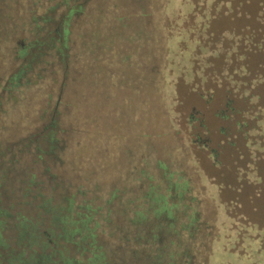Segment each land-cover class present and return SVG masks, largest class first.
Returning <instances> with one entry per match:
<instances>
[{
    "label": "rangeland",
    "instance_id": "374dc122",
    "mask_svg": "<svg viewBox=\"0 0 264 264\" xmlns=\"http://www.w3.org/2000/svg\"><path fill=\"white\" fill-rule=\"evenodd\" d=\"M106 1L117 8L108 15L125 18L121 24L111 17L87 20L95 29L87 24L84 29L96 31L87 34L84 54L74 63L80 79L74 83L78 96L69 112L83 117V128L80 145L69 148V171L65 168L89 192L93 189L103 262L264 264V188L256 191L241 180L251 179L255 166L264 171V60L254 52L245 58V70L217 75L211 68L219 69L221 60L210 58L194 41L221 31L226 41L238 39L234 33L244 38L253 15L264 13V0H244L236 14L215 17L212 35L203 32L199 17L191 20L190 13L180 11L182 0ZM197 1L203 9L210 3ZM201 10L205 17L207 11ZM260 19L264 26V15ZM188 38L194 42L182 52ZM206 70L210 82L222 85L197 90L200 86L193 82ZM247 73L254 75L250 83L231 80H243ZM225 86L238 112L221 119L215 111ZM254 91L256 99L242 94ZM10 110L9 129L27 125L18 105ZM193 111L204 122L218 164L193 142L198 135L197 122H189ZM221 125L224 134L218 131ZM158 197L163 198L159 205L166 206L161 218ZM193 215L198 231L188 239L184 226ZM251 220L258 228L250 227Z\"/></svg>",
    "mask_w": 264,
    "mask_h": 264
},
{
    "label": "trees",
    "instance_id": "16d2710c",
    "mask_svg": "<svg viewBox=\"0 0 264 264\" xmlns=\"http://www.w3.org/2000/svg\"><path fill=\"white\" fill-rule=\"evenodd\" d=\"M196 1L182 0L180 11L190 13L191 20L195 15L199 17L203 32L210 35V22L215 17L236 14L244 2L210 0L203 9ZM115 6V2L106 0H0V264H105V254L96 243L95 216L99 207L92 206L93 189L89 192L80 178L66 173L65 168L70 169L69 148L80 145L84 121L78 113L72 117L69 114L78 96L73 92L74 83L80 79L74 63L84 54L87 34L96 31L94 25L87 24L89 20L98 22L111 17L123 23L124 15H108L112 10L117 12L112 8ZM200 9L207 11L205 17ZM262 15H253L244 38L234 33L238 39L226 41L224 31L211 38L204 35L202 42L195 38L199 49L221 60L219 69L211 68L214 74L245 70V58L254 52H261L264 60ZM86 24L94 29L85 30ZM194 41L186 39L184 44L188 46L182 52ZM225 41L227 46L223 45ZM217 43L222 44L214 47ZM178 68L182 72V66ZM207 73L208 70L194 80L193 86H200L197 90L222 85L211 83ZM247 74L243 80H231L245 85L254 79L253 74ZM234 88L238 90V85ZM229 93V87L220 89L215 115L221 119L238 112ZM242 94L258 98L256 91ZM209 100L210 95L205 101ZM14 105L28 122L15 131L8 125ZM29 106L33 109H26ZM197 114L193 111L189 116V122L196 121L198 128L193 142L207 151L211 163L218 164L216 150L209 146L204 122ZM235 124L239 126L237 120ZM225 128L221 125L218 131L224 134ZM162 200L158 197L156 201L160 218L166 208L159 205ZM145 213L144 210L139 215L143 217ZM197 222L193 215L183 227L188 239L198 231ZM185 262L189 263L187 259Z\"/></svg>",
    "mask_w": 264,
    "mask_h": 264
},
{
    "label": "crops",
    "instance_id": "0c3cea01",
    "mask_svg": "<svg viewBox=\"0 0 264 264\" xmlns=\"http://www.w3.org/2000/svg\"><path fill=\"white\" fill-rule=\"evenodd\" d=\"M249 173L252 174V178H248L247 176H242L241 180L243 179L246 185H251L254 187L256 191L262 190L264 188V171H262L259 167H254ZM257 178L259 179V182L257 181ZM263 200H264V195H263ZM254 209V208H253ZM260 209V208H259ZM262 211H264V202L263 206L261 207ZM257 222L251 220L249 225L250 227L258 228Z\"/></svg>",
    "mask_w": 264,
    "mask_h": 264
}]
</instances>
